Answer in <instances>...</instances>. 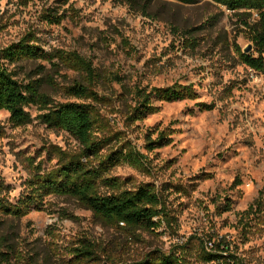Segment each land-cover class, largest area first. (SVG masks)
<instances>
[{
  "label": "rangeland",
  "instance_id": "1",
  "mask_svg": "<svg viewBox=\"0 0 264 264\" xmlns=\"http://www.w3.org/2000/svg\"><path fill=\"white\" fill-rule=\"evenodd\" d=\"M80 3L0 0V51L32 32L37 44L48 51L77 52L92 61L101 76L99 90L114 98L123 92L121 83L141 87L149 78L142 88L191 86L193 98L157 102L161 105L158 112L129 126L125 105L118 98L115 105L120 107L102 109L115 125H124V129H115L140 133L143 148L152 130L170 127L175 131L168 146L153 151L144 148L150 172L129 164L110 170L112 177L131 179L135 186L155 183L164 194L166 184L172 220L156 231L111 228L74 199L50 195L42 210L33 209L24 217L0 214V236L7 239L6 248L14 245L17 249L10 263L69 264L71 248L87 237L110 252L89 264H124L156 250L181 253L182 264H217L206 261L203 254L202 240L213 233L232 240L245 264H264V74L239 58L238 49L244 52L251 45L249 53L254 52L239 16L229 10L232 15L227 16L226 8L204 0L192 4L160 0L151 15L140 11L133 26L113 15L124 3L83 0L84 6L77 7ZM97 3L110 7L98 16ZM89 6L91 10L86 11ZM48 11L64 18L59 24L49 23L45 19ZM187 29L195 30L188 40ZM190 42L197 46L191 47ZM149 43L153 46L146 51ZM136 64L144 71L130 86L126 69ZM8 66L24 84L42 80L41 91L56 103L77 101L65 88L80 80L78 72L46 60ZM201 103L213 108L201 110ZM27 110L32 121L22 126L13 125L9 112L0 110V181L12 203L26 191L36 165L46 170L56 167L54 147L74 150L79 146L66 131L43 124L36 106ZM229 200L232 210L221 214L217 206L224 207ZM253 204L254 210L246 214ZM64 211L77 218H65Z\"/></svg>",
  "mask_w": 264,
  "mask_h": 264
},
{
  "label": "trees",
  "instance_id": "2",
  "mask_svg": "<svg viewBox=\"0 0 264 264\" xmlns=\"http://www.w3.org/2000/svg\"><path fill=\"white\" fill-rule=\"evenodd\" d=\"M124 3V0H116ZM160 0H131L134 8L145 15H151L155 3ZM172 1V0H163ZM199 0H179L178 3L192 4ZM238 15L247 28L253 53L238 49L243 64L264 74V0H215ZM254 14L257 18L254 19ZM64 15H55L48 11L45 19L49 23L59 24ZM187 40L194 36V29H187ZM189 37V38H188ZM37 37L32 32L25 33L17 43L0 51V110L10 114V121L15 126H22L32 121L27 110L36 106L37 118L49 128L63 130L74 137L79 146L74 150L54 147L58 159L56 167L46 170L36 165L35 173L27 181L26 191L16 203H12L6 192V185L0 181V214L20 218L31 210H42L47 196H64L74 199L81 208L91 211L101 224L123 230L156 231L164 224H170L171 214L165 184V194L155 183L132 185L131 179L122 180L110 175V170L122 164L150 172L148 159L131 140L125 139L127 132L115 129V121L107 117L102 109L114 108L115 98L125 105V124L132 125L158 112L161 105L157 102H173L193 98L191 86L174 84L168 87H128L121 83L123 92L113 99L102 93L98 86L101 76L92 61L77 52L54 50L48 51L37 44ZM191 47L197 44L190 42ZM46 60L55 67H66L80 74V80L65 92L77 101L56 103L49 95L41 91L42 80L21 82L8 65L21 61ZM131 99L132 103H129ZM201 110H210L213 105L201 103ZM174 130L170 127L156 128L146 134L144 148L153 151L168 146L173 142ZM156 134V139H152ZM259 202V201H257ZM254 204L246 214H251ZM222 214L232 210L229 200L224 207L217 206ZM65 218H77L73 213L63 212ZM6 238L0 236V264H11L14 245L6 248ZM211 244V246H209ZM204 258L217 264H245L238 253L237 245L226 236L209 233L202 240ZM184 248V247H181ZM69 264H89L101 260V253L109 254L107 248L97 242L83 238L78 246L70 251ZM181 253H167L156 250L147 256L124 264H182Z\"/></svg>",
  "mask_w": 264,
  "mask_h": 264
},
{
  "label": "clouds",
  "instance_id": "3",
  "mask_svg": "<svg viewBox=\"0 0 264 264\" xmlns=\"http://www.w3.org/2000/svg\"><path fill=\"white\" fill-rule=\"evenodd\" d=\"M172 2L178 3L179 0H172ZM204 2L215 4V0H204ZM83 6H84V3H83V0H81V3L78 4L77 7H83ZM96 7H100V13L97 14L98 16H100V15H103L107 11V9H108V7H110V5L101 6L99 3H97ZM90 10H91L90 6L86 8V11H90ZM216 10H219V9L217 8ZM224 11L227 13V16L232 15L231 13L227 12V9H224ZM81 15H84V13H81ZM113 15L118 16L122 20H127L129 23H131V24H133V26H135V19H136V17L140 16V10H139V8H134L132 6L131 0H124L123 7L119 8L115 13H113ZM227 16H226V19H227ZM113 23H116V21L113 20ZM240 27H243V25H240ZM122 30H124L127 34L126 29H122ZM147 34H148L147 32L142 33V35H147ZM152 46H153V43H149V48L146 51H150ZM156 54L159 55L158 52ZM134 60H135V54L133 56L132 63H134ZM126 71H128L130 73V76H131V79L128 81L129 85L134 86L137 82V77L144 71V69H142L139 64H136L134 69L129 68V69H126ZM150 81H151V78L143 80L141 82V87L145 84H148ZM113 99H114V97H113ZM129 103H132L131 99L129 100ZM115 106L117 108L120 107L119 104H116ZM148 123H151V121H148ZM114 127L124 129V125L122 123H118V124L114 125ZM132 127H135V125H133ZM126 131L128 132V135L125 137V139L132 140L135 147L140 152H144L145 150L142 147V145L144 143L142 135L140 133H133L131 131V129H126ZM137 135H141V138L139 140L136 139ZM152 139H156V136H153ZM261 167L264 168V164H262ZM17 192H19V189H17ZM16 194L17 193H13V195H16ZM201 215H203V213H201ZM205 223H207V222L205 221Z\"/></svg>",
  "mask_w": 264,
  "mask_h": 264
},
{
  "label": "water",
  "instance_id": "4",
  "mask_svg": "<svg viewBox=\"0 0 264 264\" xmlns=\"http://www.w3.org/2000/svg\"><path fill=\"white\" fill-rule=\"evenodd\" d=\"M251 49H252V46L250 45V46H248V47L244 50V52H245V53H248Z\"/></svg>",
  "mask_w": 264,
  "mask_h": 264
},
{
  "label": "built area",
  "instance_id": "5",
  "mask_svg": "<svg viewBox=\"0 0 264 264\" xmlns=\"http://www.w3.org/2000/svg\"><path fill=\"white\" fill-rule=\"evenodd\" d=\"M209 246H211V244H209Z\"/></svg>",
  "mask_w": 264,
  "mask_h": 264
}]
</instances>
